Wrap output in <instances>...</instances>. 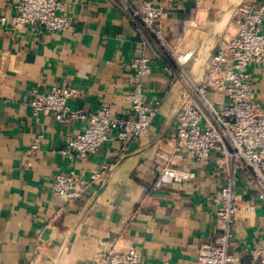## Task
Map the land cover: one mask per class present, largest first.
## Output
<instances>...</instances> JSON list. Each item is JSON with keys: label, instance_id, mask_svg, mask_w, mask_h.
I'll return each instance as SVG.
<instances>
[{"label": "crops", "instance_id": "obj_1", "mask_svg": "<svg viewBox=\"0 0 264 264\" xmlns=\"http://www.w3.org/2000/svg\"><path fill=\"white\" fill-rule=\"evenodd\" d=\"M63 1L76 33L16 27L19 0H0V264H102L108 250L130 247L145 264H198L201 244L223 231L218 212L228 169L220 152L198 159L186 147L178 138L179 117L188 82L205 77L237 34L244 8L261 0H153L165 11L158 24L169 48L131 20L130 8L140 9V0ZM190 50V60L178 67L173 52ZM141 56L153 67L141 80L144 90L150 101H161L153 123L128 141L110 133L87 158L62 153L85 123L35 114V95L71 86L78 90L74 108L108 105L116 115L129 114L127 97L139 82L131 63ZM250 72L256 109L264 113V67ZM209 97L217 107L227 105L224 94ZM59 173L82 177L89 183L85 193L56 195ZM93 173L101 175L92 181ZM237 175L230 251L234 264H261L264 199L250 169Z\"/></svg>", "mask_w": 264, "mask_h": 264}, {"label": "built area", "instance_id": "obj_2", "mask_svg": "<svg viewBox=\"0 0 264 264\" xmlns=\"http://www.w3.org/2000/svg\"><path fill=\"white\" fill-rule=\"evenodd\" d=\"M140 1V9L130 8L131 20L141 28H148L163 46L169 48L163 28L158 24L165 11L155 7L153 0ZM16 10L12 18L16 27L37 25L52 31L76 33L63 0H19ZM244 13L237 34L216 53L205 77L199 82H188L187 102L179 117L178 138L186 147L198 159L209 158L214 151L220 152L223 165L228 169V180L221 190L223 206L218 212L223 231L215 241L201 244L198 264H234L230 243L232 225L238 212L235 193L237 170L248 168L252 171L259 187L258 196L264 199V113L256 109L250 72L253 65L264 67V0L259 5L246 6ZM2 22H6L5 17H2ZM192 55L191 50L180 54L173 52L178 67L188 62ZM131 67L136 71L139 82L127 97L131 102L129 114L116 115L108 105L97 111L74 108L71 102L77 98L78 90L71 86H56L47 93L35 95L31 101L35 114L50 113L61 123L71 120L85 123L82 131L68 137L62 153L69 157L87 158L96 154L110 133L119 140L128 141L141 135L153 123L161 101H150L141 81L152 72L151 59L138 57L132 61ZM176 74L179 76L178 71ZM212 91L226 95L227 105L217 107L209 97ZM38 146L35 143L33 148ZM158 156L166 161L171 159L163 152H158ZM167 168L165 166L163 170ZM100 175L93 173L91 180ZM88 184L80 176L59 173L53 191L61 197L79 198ZM258 254L261 264H264V244L258 248ZM102 264L145 263L139 250L130 247L108 250L102 257Z\"/></svg>", "mask_w": 264, "mask_h": 264}]
</instances>
